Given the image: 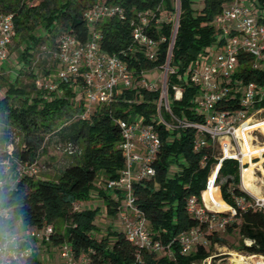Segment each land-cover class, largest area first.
Segmentation results:
<instances>
[{
  "label": "trees",
  "instance_id": "16d2710c",
  "mask_svg": "<svg viewBox=\"0 0 264 264\" xmlns=\"http://www.w3.org/2000/svg\"><path fill=\"white\" fill-rule=\"evenodd\" d=\"M198 1L201 7H197ZM231 1L178 0L176 8L174 0H109L124 8L126 18H104L97 23L100 48L126 63L134 75V85L122 89L115 101L99 105L86 118H80L77 114L84 109V104L77 88L79 80L62 81L54 89L38 87L37 78L55 79L58 63L53 58L55 63L49 69H43L45 74L39 75L32 62L36 47L44 41L42 33L51 34V56L59 36L65 31L84 42L89 28L83 12L97 0H0V12L13 15L14 38L21 46L16 55L19 69L5 79V91L0 96V121L20 132L23 145L11 154L6 151L0 155V241L17 220L36 228L51 225L53 232L49 240L52 244L68 243L74 257H86V264H200L211 255L206 244L225 243L218 235L222 230L208 231L207 224L199 222L187 210L188 199L194 196L201 202V194L203 196L208 189L207 178L221 157L219 141L206 133L200 134L194 127L171 128L156 122L159 89L147 91L138 82L142 72L159 68L166 62L172 23L165 18L178 12L169 57V65L175 71L167 76V93L175 116L203 122L204 116L197 105L200 87L190 80L187 68L199 54L214 50L212 45L217 33L213 19ZM252 1L257 7L264 5V0ZM143 10H153L160 19L156 24L153 22L148 33L153 38L165 37L153 60L148 59L144 48L132 39L130 19ZM251 60L249 54H239V67L230 83L239 79L244 83L264 84V70L251 68ZM7 62L2 65L0 78ZM21 75L28 76L29 81L23 83L19 79ZM173 85L183 88L180 99L174 98ZM238 95L237 90L230 92L217 107L225 111L240 108ZM161 112L172 122L163 108ZM133 115L153 124L161 141L151 162L154 175L132 184L135 205L146 218L153 240H158L164 247L159 251L135 245L122 229L108 226L100 233L96 223L99 208L78 209L76 206L91 199V192L96 191L106 214L118 216L123 204V190L107 189L105 184L109 179L119 178L125 167L117 121L128 120ZM199 134L205 144L194 149ZM11 140L10 133L0 136V149ZM65 142L78 145L80 152L67 156L74 158L73 162L59 167L55 179L19 175V166L37 163L49 144L58 146ZM246 167L245 164L242 169ZM242 169L240 173L236 159L220 161L214 187L220 190L221 198L231 210H235L223 230L226 233L237 231L238 250L264 255V209L253 205L242 207L238 202L252 201L247 190L240 187ZM14 170L16 175L11 180ZM218 214L228 217L224 212ZM195 227L202 230L203 242L199 240L191 252H181L180 234ZM25 262L38 264L33 255Z\"/></svg>",
  "mask_w": 264,
  "mask_h": 264
},
{
  "label": "built area",
  "instance_id": "2783aa9c",
  "mask_svg": "<svg viewBox=\"0 0 264 264\" xmlns=\"http://www.w3.org/2000/svg\"><path fill=\"white\" fill-rule=\"evenodd\" d=\"M177 7L178 0H176ZM110 17L125 19L124 8L109 0H97L85 9L83 19L89 28L87 39L81 42L75 34L69 31L63 32L57 40L56 49L52 52V57L58 63L55 79L37 78L35 80L38 87L46 89H54L62 81L79 80L77 88L84 104V109L77 114L80 118H86L92 112L93 103L108 105L117 99L122 89H128L134 85V75L126 63L118 56L106 53L100 48V32L97 29V23ZM262 19H264V5L257 7L252 0H232L214 17L213 24L217 33V39L212 45L214 50L209 49L207 53L199 54L197 60L187 68L190 80L200 87L197 105L204 116L203 122L188 121L175 116L167 93V76L175 71L169 65V57L178 24V12L165 18L167 22L172 23V34L166 62L156 68L161 72L162 86L157 87L146 79L147 71L142 72L143 76L138 82L147 91L159 89L156 122L171 128L194 127L200 134L206 133L212 139L219 141L221 157L211 172V174L215 172L214 179L210 181L211 174L207 178L206 189L209 185L215 184L220 161L224 158L236 159L241 173L242 166L245 165L241 160L243 155L241 147L245 142L242 136L244 131L252 137L250 141L253 144L264 142V139H258V134L264 135V126L261 125L264 123V105H262L264 104V84L244 83L239 79H235L234 84L230 83L234 72L239 67L241 53L252 57L249 64L251 68L264 70V21ZM158 21L160 19L156 17L153 10L137 11L136 15L130 19L133 42L144 48V54L150 60L156 57L160 42L165 40L164 36L153 38L148 33L150 26ZM14 35L13 15L0 12V74L2 65L9 57V47ZM172 88L174 98L180 99L183 88L179 85H173ZM235 90L239 92L240 108L228 111L219 109L218 104ZM162 108L169 114L172 122L167 121L163 116ZM117 124L121 130L119 146L125 159V167L119 178L109 179L106 182V188L123 190V204L118 212V218L127 238L137 246L155 251L162 250L163 245L158 240H153L147 220L135 205L132 192V184L135 180L154 175L155 170L151 162L160 148V138L153 124L145 123L139 115H133L128 120L120 119ZM200 134L194 142V149H199L205 144ZM57 149L66 156H75L80 152L79 146L72 142L59 144ZM8 152L11 154V150ZM252 159L256 160V158ZM4 163L8 168L9 162ZM17 170L19 175H35L38 167L34 162L22 164ZM256 205L260 209L264 207V203L258 199ZM187 210L199 222H205L208 231L223 230L235 213L232 208L231 217L219 215L220 212L209 209L205 205L202 194L201 202L194 196L188 199ZM7 214L5 212V215ZM52 232V226L47 225L32 229L27 236L35 240H49ZM202 237L203 232L199 227L180 234L181 252H191ZM18 239L17 236L6 232L0 241V257L10 261V264L26 261L33 255L30 246L18 245ZM168 253L171 255L169 251ZM58 255L60 259L58 264H86L87 260L84 256L76 259L68 243L59 246ZM261 259H264V255L248 254L244 256L243 261L245 264H259L260 261H264Z\"/></svg>",
  "mask_w": 264,
  "mask_h": 264
},
{
  "label": "rangeland",
  "instance_id": "374dc122",
  "mask_svg": "<svg viewBox=\"0 0 264 264\" xmlns=\"http://www.w3.org/2000/svg\"><path fill=\"white\" fill-rule=\"evenodd\" d=\"M176 3V0H174ZM35 2V1H34ZM197 7H201V2L198 1ZM43 38V42L40 43L35 51H34V56H33V68L35 71H38L39 75L45 74V71L43 69L47 70L53 63H55L53 57L50 55V36H47L45 33L41 34ZM22 45V44H21ZM21 50L20 43H18V39L14 38L10 47H9V57H8V62H7V68L2 71L3 77L0 78V96L4 94L5 91V79L8 78L9 74L15 75V71L19 69L18 63H17V57L16 55L19 53ZM53 72V71H52ZM145 78L148 79L149 81L153 82L157 87H161L163 83V78L161 76V72L159 69H154L147 71L145 73ZM19 79L25 83L29 81V77L25 75L19 76ZM99 106V104L93 103L91 108L92 110ZM264 126V123L261 124ZM10 133L12 136L11 142L5 143V145H1L0 149V155L6 153V151H10L13 153L14 150H20L23 145H22V135L20 134L19 131L14 129L13 127H10L7 123L4 121H0V136H3V134ZM242 136L245 139V144H246V149L241 150L243 153L241 160L242 163L246 165H250V163H256L255 169H254V177H255V186L260 194L259 197H255L252 193L248 192L247 193L252 197V201L246 202L243 200H239V205L242 207H246L248 205H253L257 207L256 201L257 199L260 200L262 203H264V142L253 144L250 139L249 134L244 131L242 133ZM258 139L262 140L264 139V135L258 134ZM248 146V147H247ZM252 149V150H251ZM262 152V153H261ZM245 158V159H244ZM252 158H256V160H253ZM262 159V160H261ZM74 158H68L65 154H63L60 150L57 149V146H54L53 144H49L48 147L46 148V151L40 156V158L37 161V173L34 175L35 177H47V178H52L54 179L56 177V173L59 167L64 166L68 163L73 162ZM262 166V167H261ZM174 170V168H172ZM213 172L211 175L214 176ZM16 175V170L11 172V177ZM242 177V174H241ZM13 177L11 178V180ZM211 176H210V181H211ZM240 187L241 182H240ZM78 209H93L95 207H98L99 210L97 212L96 216V223L98 227L100 228V233L105 232L106 228L108 226H111V228H116V226L113 224L114 220L117 218L116 217H111L106 214L105 206L100 198L97 197V192L92 191L91 192V199L87 201H82L80 204L76 205ZM264 209V207H262ZM221 212H224L228 214V217H231V209H219ZM228 210V211H226ZM230 210V211H229ZM16 222V221H15ZM13 223V225L15 224ZM219 237L222 238L225 243H220V242H214L211 246H209V243L206 244V246L210 250V256L214 257H208L206 258L202 263L200 264H208L210 261V264H233L234 263V258L236 256H230L229 252L231 253H237L240 255H244V253L240 250L237 249V245L239 244V235L236 230H234L232 233H226L224 230L219 231L218 233ZM204 238L200 239V242H203ZM248 244V241H245ZM206 243V242H205ZM160 253V252H158ZM221 258V259H220ZM230 258H233L231 260ZM264 260V259H261ZM264 262V261H260ZM259 262V264H260Z\"/></svg>",
  "mask_w": 264,
  "mask_h": 264
},
{
  "label": "crops",
  "instance_id": "0c3cea01",
  "mask_svg": "<svg viewBox=\"0 0 264 264\" xmlns=\"http://www.w3.org/2000/svg\"><path fill=\"white\" fill-rule=\"evenodd\" d=\"M56 176H57V173H56ZM214 177H215V173H214L213 179H214ZM42 178H47V177H42ZM50 179H52V178H50ZM254 181H255V177H254L253 181H251V183H253L254 186L250 188L244 184L242 177L240 178V182H241L242 187L245 190H247L248 192L252 193L255 197H259L260 194L258 193V191L256 189ZM99 185H101V184L99 183ZM211 186L214 187V184ZM214 189L218 193V196L215 194H208V196L205 198V194H206L207 190L204 191L202 198H203L205 205L209 209L215 210L217 212H221L219 209H231V207L228 204H226L223 201V199L221 198V194L219 193L220 190L218 191L215 187H214ZM226 211H228V210H226ZM113 224L116 226L117 229H121V225H120V221H119L118 216L114 220ZM34 228H36V227L24 225V224H22L21 221L17 220L15 222V224L12 226V229L9 231V234L17 236L19 238L17 240V243L20 247L30 246L33 250V257H35L38 260V263L50 262L52 264H58L60 262L59 255H58L59 246L53 245L50 240H35V239L28 238V236H27L28 232ZM248 254L249 253H244V255H240L237 253L229 252L230 256H236V257L242 256L243 258H244V256H246ZM230 259L233 260V258H230ZM242 261H243V259H242ZM17 264H26V262L21 261V262H18Z\"/></svg>",
  "mask_w": 264,
  "mask_h": 264
},
{
  "label": "bare ground",
  "instance_id": "6f19581e",
  "mask_svg": "<svg viewBox=\"0 0 264 264\" xmlns=\"http://www.w3.org/2000/svg\"><path fill=\"white\" fill-rule=\"evenodd\" d=\"M248 147V146H247ZM246 149V144L243 143L242 144V147H241V150H245ZM252 150V149H251ZM262 153V152H261ZM264 158V157H262ZM245 159V158H244ZM262 160V159H261ZM256 163H250V165L246 168H244L242 170V180L244 182V184L247 186V187H253L254 184L251 183V181H253L254 179V167H255ZM262 167V166H261ZM211 179H213V175H211ZM208 194H215L218 196V193L215 191L214 187L213 186H209V188L207 189V192L205 194V198L208 196ZM210 199V198H209ZM219 201V200H218ZM260 201V200H259ZM213 203V202H212ZM243 257L242 256H237L235 257V261L233 264H245L244 261H242Z\"/></svg>",
  "mask_w": 264,
  "mask_h": 264
},
{
  "label": "clouds",
  "instance_id": "9594fccd",
  "mask_svg": "<svg viewBox=\"0 0 264 264\" xmlns=\"http://www.w3.org/2000/svg\"><path fill=\"white\" fill-rule=\"evenodd\" d=\"M0 264H10V261H5L2 257H0Z\"/></svg>",
  "mask_w": 264,
  "mask_h": 264
}]
</instances>
